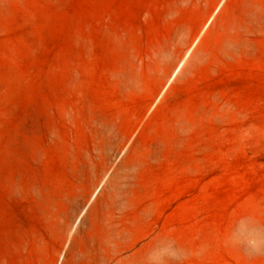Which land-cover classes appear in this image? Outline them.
<instances>
[{
    "label": "rangeland",
    "instance_id": "rangeland-1",
    "mask_svg": "<svg viewBox=\"0 0 264 264\" xmlns=\"http://www.w3.org/2000/svg\"><path fill=\"white\" fill-rule=\"evenodd\" d=\"M0 264H264V0H0Z\"/></svg>",
    "mask_w": 264,
    "mask_h": 264
}]
</instances>
